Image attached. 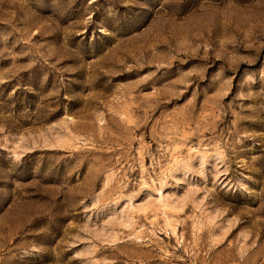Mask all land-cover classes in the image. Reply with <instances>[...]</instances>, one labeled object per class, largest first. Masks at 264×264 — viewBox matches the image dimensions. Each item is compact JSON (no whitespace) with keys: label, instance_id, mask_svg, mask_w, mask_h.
Instances as JSON below:
<instances>
[{"label":"rangeland","instance_id":"rangeland-1","mask_svg":"<svg viewBox=\"0 0 264 264\" xmlns=\"http://www.w3.org/2000/svg\"><path fill=\"white\" fill-rule=\"evenodd\" d=\"M0 264H264V0H0Z\"/></svg>","mask_w":264,"mask_h":264}]
</instances>
